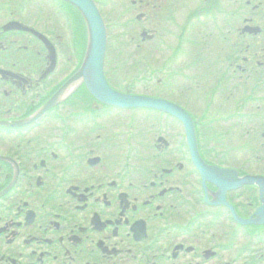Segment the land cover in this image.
Masks as SVG:
<instances>
[{
  "label": "flooded vegetation",
  "instance_id": "obj_1",
  "mask_svg": "<svg viewBox=\"0 0 264 264\" xmlns=\"http://www.w3.org/2000/svg\"><path fill=\"white\" fill-rule=\"evenodd\" d=\"M118 1L124 21L135 15L152 41L165 38L171 78L178 71L175 79L192 78L197 88L213 83L212 94L202 90L196 101L203 159L240 176L264 175V0ZM15 3L0 0V264H264V225L236 219L251 218L260 205L257 187L226 190L206 181L207 193L193 161L177 153L134 159L124 135L108 127V113L83 112L82 96L40 119V106L64 80L50 79L57 68L41 79L49 63L44 44L5 26L19 21L55 39L61 28L71 33V18L35 0ZM206 14L217 50L228 56L213 70L202 64L204 47L188 60V23ZM180 98L188 100L184 91ZM81 116L92 124L84 127ZM168 131L175 137L156 145L161 153L178 145V130Z\"/></svg>",
  "mask_w": 264,
  "mask_h": 264
},
{
  "label": "water",
  "instance_id": "obj_2",
  "mask_svg": "<svg viewBox=\"0 0 264 264\" xmlns=\"http://www.w3.org/2000/svg\"><path fill=\"white\" fill-rule=\"evenodd\" d=\"M74 4L83 14L89 32L88 51L83 66L72 79H70L60 91L45 106L44 110L56 105L62 98L70 94L80 83H86L88 90L99 101L117 107H148L169 112L178 117L184 124L187 133L188 143L197 166L202 170L201 160L196 141V132L190 115L181 107L162 99L145 96H135L122 94L111 88L107 82L104 65L107 51V30L101 13L94 0H65ZM206 171V170H205ZM217 175L221 179L237 183H257L264 190V179L259 177H247L243 180L231 179L225 171L216 169ZM226 187L233 188L234 183L226 184Z\"/></svg>",
  "mask_w": 264,
  "mask_h": 264
},
{
  "label": "rangeland",
  "instance_id": "obj_3",
  "mask_svg": "<svg viewBox=\"0 0 264 264\" xmlns=\"http://www.w3.org/2000/svg\"><path fill=\"white\" fill-rule=\"evenodd\" d=\"M116 1L118 4L119 1L118 0H116ZM237 1H241V0H237ZM227 5L229 7L230 4H227ZM118 9H120V8H118ZM227 9L228 8H226V10ZM236 9H238L239 11L242 10V9L237 8V7H236ZM239 11H238V13H239ZM105 13L107 15L106 17L108 20V26H109V30H110V43H109V50H108V61H109L108 70L112 75L114 70H115V72L117 71L119 65H123L125 67L123 74H124V76L127 75V78L125 80L123 77L122 83L119 82V84L117 86H119L120 88H123V89H128L127 86H129L130 89H132V91H134L136 89L135 88L136 85L132 81L133 80L132 69H135V72L141 70L140 66H142V63H141V61L137 60L138 57L133 60L132 54H134V52L132 51L131 48H133L134 45L132 44V41L130 39L131 35H128L125 27L120 25V24H122L121 23L122 18L120 17V15L110 14L108 8H105ZM196 23H198V26L201 24L203 26H205V28H202V30L205 31L204 32L205 34H208L210 26H212L215 22L213 20H211L209 17H205ZM199 23H201V24H199ZM207 23H209V24H207ZM123 25H125V24H123ZM206 25H208V26L206 27ZM259 25H264V23H262L260 21ZM211 31H213V30L211 29ZM215 35L218 36L216 33H215ZM206 37H204V38H206ZM207 39H211V37L207 38ZM262 40H263V42H262ZM207 41H210V40H207ZM259 43H264V39L262 37H261ZM205 57L209 58L207 54ZM219 57L221 59V62L224 63L225 65H227V63H228V61L226 60V58L228 57L227 54H225L224 52H219ZM132 60H133V62H132ZM64 65H66V61L64 62ZM127 67L129 68V70H131V73L130 72L127 73V71H128ZM222 68H225V67H222ZM140 72L141 71H139L138 73H140ZM138 73H135L136 76L138 75ZM212 85H213V83L206 81L202 84L201 88L204 89V88L212 87ZM137 86H139V85H137ZM143 89H144V87L141 86L140 89L138 87L136 89V91H141ZM162 92H164V91H162ZM162 95H167V94L164 92ZM191 108L193 109L192 111L195 110L194 113H197L196 112V106L191 107ZM180 135L181 134L178 133V136H180Z\"/></svg>",
  "mask_w": 264,
  "mask_h": 264
}]
</instances>
